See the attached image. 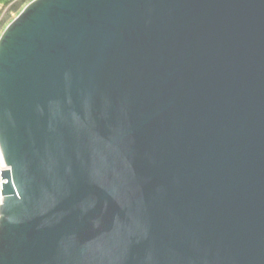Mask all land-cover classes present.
Segmentation results:
<instances>
[{
  "label": "water",
  "instance_id": "water-1",
  "mask_svg": "<svg viewBox=\"0 0 264 264\" xmlns=\"http://www.w3.org/2000/svg\"><path fill=\"white\" fill-rule=\"evenodd\" d=\"M0 157V264H264V0H32Z\"/></svg>",
  "mask_w": 264,
  "mask_h": 264
},
{
  "label": "trees",
  "instance_id": "trees-1",
  "mask_svg": "<svg viewBox=\"0 0 264 264\" xmlns=\"http://www.w3.org/2000/svg\"><path fill=\"white\" fill-rule=\"evenodd\" d=\"M32 0H4L0 9V31L5 30L10 22L23 10ZM0 32V35L2 34Z\"/></svg>",
  "mask_w": 264,
  "mask_h": 264
},
{
  "label": "built area",
  "instance_id": "built-area-1",
  "mask_svg": "<svg viewBox=\"0 0 264 264\" xmlns=\"http://www.w3.org/2000/svg\"><path fill=\"white\" fill-rule=\"evenodd\" d=\"M7 168H9V167L2 163V160L0 157V206L2 204V196H4L3 195V185H2V182L4 181V179L1 178V170L7 169Z\"/></svg>",
  "mask_w": 264,
  "mask_h": 264
},
{
  "label": "rangeland",
  "instance_id": "rangeland-1",
  "mask_svg": "<svg viewBox=\"0 0 264 264\" xmlns=\"http://www.w3.org/2000/svg\"><path fill=\"white\" fill-rule=\"evenodd\" d=\"M3 1H4V0H0V9H1L2 5H3V4H2ZM2 30H3V29H2ZM2 30L0 31L1 33H2ZM0 36H1V35H0Z\"/></svg>",
  "mask_w": 264,
  "mask_h": 264
}]
</instances>
